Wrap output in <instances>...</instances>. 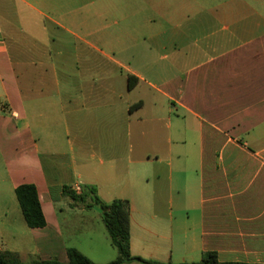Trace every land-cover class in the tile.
<instances>
[{
	"label": "crops",
	"instance_id": "crops-1",
	"mask_svg": "<svg viewBox=\"0 0 264 264\" xmlns=\"http://www.w3.org/2000/svg\"><path fill=\"white\" fill-rule=\"evenodd\" d=\"M120 171L131 196L115 199L184 210L172 252L177 232L189 262L264 264V0H0V251L67 262L64 187ZM130 227L134 256L164 260Z\"/></svg>",
	"mask_w": 264,
	"mask_h": 264
},
{
	"label": "rangeland",
	"instance_id": "rangeland-1",
	"mask_svg": "<svg viewBox=\"0 0 264 264\" xmlns=\"http://www.w3.org/2000/svg\"><path fill=\"white\" fill-rule=\"evenodd\" d=\"M11 147L19 146L18 143H10ZM4 145V144H3ZM2 145V146H3ZM97 151V157L95 159L96 167H99V152ZM83 174L82 182L86 185H92V175L84 169H80ZM98 177L97 195L101 202L105 205H109L115 198L118 197H128L131 196L128 190L129 178L131 176H125L121 171L113 175L104 174L102 172ZM178 199L182 201V195H177ZM165 197L159 192L158 193V206L149 207L144 205L143 201L133 200L128 202L130 210V218L132 220V230L133 237L138 238L141 241V235L143 233V224L149 225L151 227V232L149 234L150 239L155 244L162 248H167V256L159 255L165 263L171 261L172 263L179 264L184 263L183 260L192 261V256H186L180 247L181 238H178V233L175 232V251L172 252L171 239H170V228L172 225V219L174 222V227L181 221L184 217V210L181 207L176 208L173 212V217H170V208L164 204ZM61 209L59 211L60 215L58 218H77L71 223V227L75 229H70L64 233L66 245L69 247L77 248L89 259L97 264H107L117 258V250L112 245L105 225L102 221L100 211L98 209L86 210L82 212V204L75 203L70 197L64 196L62 200L59 201ZM75 203V206L72 204ZM159 213L158 218L162 220L152 223L145 220V218H152V211ZM90 218V220H89ZM176 230V229H175ZM168 237V238H167ZM167 257H170L167 260ZM202 258L196 257L193 262H198ZM35 258L26 257L23 261L30 262ZM131 264H141L138 262H133Z\"/></svg>",
	"mask_w": 264,
	"mask_h": 264
},
{
	"label": "trees",
	"instance_id": "trees-1",
	"mask_svg": "<svg viewBox=\"0 0 264 264\" xmlns=\"http://www.w3.org/2000/svg\"><path fill=\"white\" fill-rule=\"evenodd\" d=\"M130 77L129 87L133 88L134 83ZM138 106V105H137ZM80 193L71 187H64L63 194L70 197L74 202L81 203L85 209H98L102 221L105 225L112 245L117 250V258L107 264H131L138 262L141 264H175L171 261L165 263L155 259H146L134 256L131 251V227L130 210L127 200L115 199L109 205L101 202L94 186H83ZM16 196L22 210L24 219L31 229H42L47 226V219L43 210V205L38 189L34 184H22L16 188ZM67 262H62L57 258L44 260L33 259L24 262L21 257L11 251H0V264H97L84 255L77 248L67 249ZM179 264H258L220 260L217 251L204 252L198 262H184Z\"/></svg>",
	"mask_w": 264,
	"mask_h": 264
},
{
	"label": "built area",
	"instance_id": "built-area-1",
	"mask_svg": "<svg viewBox=\"0 0 264 264\" xmlns=\"http://www.w3.org/2000/svg\"><path fill=\"white\" fill-rule=\"evenodd\" d=\"M76 192L80 193L82 191L81 187L80 186H77L75 189H74Z\"/></svg>",
	"mask_w": 264,
	"mask_h": 264
}]
</instances>
